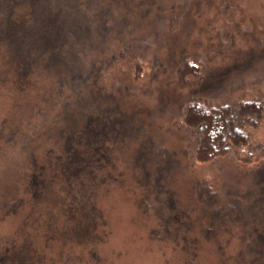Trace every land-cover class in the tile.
Listing matches in <instances>:
<instances>
[{
	"label": "rangeland",
	"instance_id": "obj_1",
	"mask_svg": "<svg viewBox=\"0 0 264 264\" xmlns=\"http://www.w3.org/2000/svg\"><path fill=\"white\" fill-rule=\"evenodd\" d=\"M145 3L150 14L169 12L177 19L173 25L167 21L161 39L156 37L152 49L158 53V63L145 61L139 79L133 80L128 61L121 57L105 70L103 83L113 89L112 103L121 101L120 109L131 113V126L137 134L129 131V140L111 141L110 160L98 176L104 175V182L90 188L87 185L86 192L79 188L77 180L72 187L57 180L38 197L40 201L34 211L28 197L21 208L12 209L15 200L2 191L5 185L25 190L24 169L31 155L28 151L36 149L38 159L44 160L45 150L60 141L61 132L68 124L72 126L71 120L79 111L82 109L85 115L98 102L86 97V102H60L51 95L44 98L52 83L51 69L38 68L22 90L13 86L12 73L3 76L0 123L4 120L7 125L0 124V248L12 240L31 242V249L36 250L33 253L38 255L28 258L31 264H57L58 260L60 264H186L187 258L191 259L190 264H217L212 242L201 240V236L194 249L190 242L194 236L200 237L197 219L202 212L201 202L208 199V193L220 194L226 188L242 190L245 184L259 189L262 201L264 158L257 164H242L231 156L195 162V134L184 128L176 115L179 100L198 81L192 77L187 78L188 84H180L177 69L184 58L194 60L208 74L235 60L250 58L243 71L238 67L230 70L231 81L224 82L218 99L220 102L264 99V0H145ZM156 3L162 4L160 10ZM142 5L146 6L143 1ZM131 79L135 89L122 94L116 91ZM212 86V83L200 85L202 91ZM100 106L104 108V104ZM12 124L20 130L25 128L27 135H21L13 145H6L5 132ZM260 128H250L252 145H264V125ZM146 169L151 173L144 177ZM60 199L69 203L70 209L83 210L92 219L94 236H83L82 231H78V236H66L77 224L78 215L68 219L67 207ZM34 214L44 222V216L50 215V222L45 225L37 219L36 223Z\"/></svg>",
	"mask_w": 264,
	"mask_h": 264
},
{
	"label": "trees",
	"instance_id": "obj_2",
	"mask_svg": "<svg viewBox=\"0 0 264 264\" xmlns=\"http://www.w3.org/2000/svg\"><path fill=\"white\" fill-rule=\"evenodd\" d=\"M156 4L160 10L162 4ZM176 19L177 16L169 12L167 15L150 14L145 0H0V83H4L3 76L12 73L13 86L22 90L29 83L28 77L38 68L51 69L52 75L48 77L52 83L44 98L51 95L57 96L60 102H86V97L98 102L92 106L95 110L91 107L85 115L82 109L79 111L71 120L72 126L68 124L61 132L60 141L45 150L44 160L38 159L36 149L28 151L31 155L24 169L25 190L5 185L2 191L15 200L12 209L21 208L28 197L33 210L40 201L38 197L57 180L67 187H72L77 180L84 191L87 185L90 188L104 182V175L98 176L110 160L111 141L129 140V131L137 134V130L131 126V113L120 109L121 101L117 102L118 106L113 104V89L103 83V74L121 57L128 61L133 80L139 79L145 61L158 63V53L152 47L161 39L166 22L173 25ZM135 30L137 32L132 33ZM149 37L152 40H148ZM249 60H235L211 74L202 72V67L190 58L180 61L177 69L180 84H188L187 78L198 80L179 100L176 115L181 125L195 134V162L206 163L225 156L242 164L263 161L264 145H252L249 138L250 128L260 130L264 125V99L224 102L218 99L224 82L231 81L230 70L238 67L243 71ZM133 80L122 83L116 91L122 94L135 89ZM211 83L213 88L202 91L200 85ZM161 103L163 105L162 98ZM52 106L50 102L48 107ZM0 124L3 127L7 122L2 120ZM24 132L25 128L20 130L18 125L12 124L5 132L6 145H13L21 135L26 136ZM142 141L143 138L139 143ZM144 171V177L151 173L148 169ZM259 192L245 184L242 190L226 188L220 194L208 193V199L201 202L202 212L197 219L200 237L194 236L190 241L193 249L202 236L201 240L214 244L217 264H264V192L261 202ZM60 200L64 204L63 199ZM64 205L68 219L78 215L77 224L72 225L73 229L66 236H78V231H82L83 236H94L92 219L83 210L70 209L69 203ZM27 214L29 216V212ZM36 214V223L37 219L45 225L50 222V215L44 216V222ZM184 236L187 235L184 233ZM31 244L9 241L0 248V264H31L28 258L38 256L33 253L36 250L31 249ZM60 263L58 260L57 264ZM190 263L191 259L187 258L186 264Z\"/></svg>",
	"mask_w": 264,
	"mask_h": 264
}]
</instances>
